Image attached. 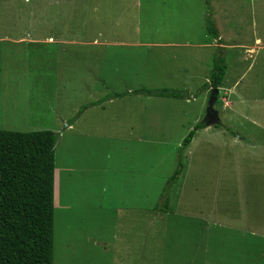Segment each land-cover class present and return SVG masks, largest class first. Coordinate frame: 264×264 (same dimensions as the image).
<instances>
[{
  "label": "rangeland",
  "instance_id": "obj_1",
  "mask_svg": "<svg viewBox=\"0 0 264 264\" xmlns=\"http://www.w3.org/2000/svg\"><path fill=\"white\" fill-rule=\"evenodd\" d=\"M13 1L19 17L0 16V35L59 36L79 43L63 48L66 54L60 67L53 63L51 68L41 54L34 74L19 78V87L25 91L0 89V131L61 133L65 123L83 116L80 130L87 136L69 132L59 145L57 135L55 144L58 167L84 166L88 155L93 161L92 171L83 180L80 208H63L69 198L56 176L53 264H177L176 257L181 256L177 242L183 239L179 226L185 219L172 216L168 220L164 215L161 219V213L152 209L165 190L168 206L175 210L170 196L180 182H167L176 171L177 149L194 127L192 117L202 94L192 47L207 35L205 22L212 7L236 6L232 14L241 19L245 31L246 22L251 27L253 1L210 0V8L204 0ZM50 58L51 64L53 53ZM189 77L194 78L193 86L198 85L191 92L192 97L198 96L197 103L177 107L148 99L152 129L142 132L139 115L145 96L131 92L182 90ZM117 93L126 96L107 103L112 99L106 95ZM260 119L264 125V114ZM228 126L224 129L238 133L257 131L242 121ZM192 163L191 144L183 155L184 168ZM79 183L72 191L75 199ZM167 225L172 233L168 242L174 239V247L165 253ZM245 244V259L259 264L250 241ZM207 264L214 263L208 258Z\"/></svg>",
  "mask_w": 264,
  "mask_h": 264
},
{
  "label": "crops",
  "instance_id": "obj_2",
  "mask_svg": "<svg viewBox=\"0 0 264 264\" xmlns=\"http://www.w3.org/2000/svg\"><path fill=\"white\" fill-rule=\"evenodd\" d=\"M1 1L0 16L19 17L18 7L13 0ZM252 1L251 27L248 22L244 25L245 31L250 32L248 37L245 36L241 19L232 14L236 6L220 5L212 7L211 14L208 12L212 21L215 18L213 22L218 38L205 35L203 39L196 40L192 47L202 91L192 123L195 125L200 121L205 122L204 115L209 100V89H205V86L209 83L214 59L221 56L227 69L218 89L220 97L214 106L218 123L229 127L234 122L242 121L257 131L238 133L232 130L236 133L233 136L223 127L215 128L214 125L208 126L205 123V128L196 132L191 143L193 163L184 168L178 181L180 183L174 185L170 199L175 203V210L171 211L169 206L173 205H169L166 214L168 220L172 216L185 219L182 221L184 225L179 226L183 230V239L178 238L177 242L181 255L180 258L176 257L177 264H207L208 258L214 264H253L245 259V252H248L246 241H250L251 250L258 253L259 264H264V125L260 119L264 114V0ZM34 10L35 7L32 8V14ZM217 20L222 21L219 23ZM257 27L261 32H258ZM77 44L79 43L59 36L0 35V89L5 92L25 91L23 87H19L22 81L19 78L34 74L35 68L40 67L41 54L51 68L53 63L60 67L61 58L66 54L63 48ZM185 45L191 44L186 42ZM50 53H53L51 64ZM71 58L72 55L69 54V59ZM187 80L190 83L185 84L182 91L188 92L189 99L144 98V108L139 115L144 128L142 132L152 129V124H149L151 115L147 108L148 99L154 98L177 107L197 103L198 96L192 97L191 92L198 85L193 86L194 78L189 77ZM31 86L35 89L34 84ZM25 88L29 92L34 90ZM105 91L107 89L104 88ZM116 100L121 99H112L107 103L113 104ZM12 105L9 104L11 109ZM89 110L90 108L86 109ZM80 118H73L70 123H65L66 129L61 133L49 129L59 136L58 145L69 132L87 136L80 130ZM158 128L159 126L156 130ZM67 141L68 139L64 142ZM54 149L56 151V147ZM92 161V157L88 155L84 166L61 168L58 167L55 156L54 191L58 176L63 192L69 198L63 208L82 206L83 180L92 171L89 168ZM77 179L81 190L75 199L72 191ZM165 230L167 253L172 251L174 239L169 243L168 237L171 238L172 233L168 225ZM217 250L219 252L215 258L214 252Z\"/></svg>",
  "mask_w": 264,
  "mask_h": 264
},
{
  "label": "trees",
  "instance_id": "obj_3",
  "mask_svg": "<svg viewBox=\"0 0 264 264\" xmlns=\"http://www.w3.org/2000/svg\"><path fill=\"white\" fill-rule=\"evenodd\" d=\"M204 1L210 8V0ZM205 29L207 35L218 38L210 17L206 18ZM226 69L224 58L216 57L209 83L205 86V89H209V97L213 90L221 87ZM132 94L189 99L186 91L166 88L140 89ZM124 96L126 95L117 93L107 99H121ZM218 98L219 96L217 101ZM205 126L204 121L198 122L183 139L177 149L176 171L167 184L174 185L182 176L183 155L196 132ZM214 127L223 126L218 123ZM225 130L236 136L234 131L228 128ZM56 140L57 135L47 130L29 133L0 131V264H53ZM159 200L152 211L157 215L161 213V219L163 215L166 218L169 198L165 190ZM157 215L155 220L158 219Z\"/></svg>",
  "mask_w": 264,
  "mask_h": 264
},
{
  "label": "water",
  "instance_id": "obj_4",
  "mask_svg": "<svg viewBox=\"0 0 264 264\" xmlns=\"http://www.w3.org/2000/svg\"><path fill=\"white\" fill-rule=\"evenodd\" d=\"M218 96V89H215L211 92V95L209 97L207 107H206V115H205V123L210 125H216L218 124V120L216 118V112L213 109Z\"/></svg>",
  "mask_w": 264,
  "mask_h": 264
}]
</instances>
